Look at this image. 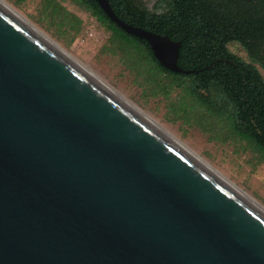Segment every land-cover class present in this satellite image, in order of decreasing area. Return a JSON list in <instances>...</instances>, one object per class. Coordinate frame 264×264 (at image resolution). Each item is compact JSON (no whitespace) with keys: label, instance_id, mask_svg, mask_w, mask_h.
<instances>
[{"label":"water","instance_id":"1","mask_svg":"<svg viewBox=\"0 0 264 264\" xmlns=\"http://www.w3.org/2000/svg\"><path fill=\"white\" fill-rule=\"evenodd\" d=\"M0 264H264V214L0 5Z\"/></svg>","mask_w":264,"mask_h":264},{"label":"rangeland","instance_id":"2","mask_svg":"<svg viewBox=\"0 0 264 264\" xmlns=\"http://www.w3.org/2000/svg\"><path fill=\"white\" fill-rule=\"evenodd\" d=\"M2 1L264 207V162H259L254 153L245 152L238 143L217 139L195 120L184 119L176 113L172 102L178 98L179 92L174 91L170 96L162 93V80L154 78L151 67L132 47L112 41L108 26L100 24L86 10L65 2L67 11L82 23L81 34L71 41V36L59 35L57 27L50 23L43 0Z\"/></svg>","mask_w":264,"mask_h":264},{"label":"flooded vegetation","instance_id":"3","mask_svg":"<svg viewBox=\"0 0 264 264\" xmlns=\"http://www.w3.org/2000/svg\"><path fill=\"white\" fill-rule=\"evenodd\" d=\"M134 1L142 13L155 16L156 23H152L154 21L147 17L141 28L180 42L181 51L183 41L178 39L176 34L181 27L174 25L173 18H170L177 13L173 4L176 0ZM203 1L214 7L216 2H219L220 14L223 15L222 2L226 0ZM231 1L235 2V12L242 23L235 26L233 33L229 35L231 41L227 46L230 56L225 54L227 35L224 26L220 25V20L207 23L201 62L183 68L179 55L178 65L182 70L189 72L187 74L167 70L156 59L148 42L138 39L153 54L165 75L187 79L193 90L191 98L194 104L199 103L211 113L228 120L241 121L242 114H249L252 142L256 147L264 148V0ZM226 81L229 85L227 89Z\"/></svg>","mask_w":264,"mask_h":264},{"label":"trees","instance_id":"4","mask_svg":"<svg viewBox=\"0 0 264 264\" xmlns=\"http://www.w3.org/2000/svg\"><path fill=\"white\" fill-rule=\"evenodd\" d=\"M116 15L123 21L135 26H144L143 21L147 17L154 21L155 16H148L141 11L137 2L134 0H109ZM65 2H71L80 9L86 10L91 17L95 18L103 26L110 28V38L117 41L121 46L127 45L143 58L142 60L151 67L155 77L162 80L160 86L161 92L170 96L174 91L179 92L178 98L172 102V107L176 113L187 120H195L203 128L211 132L212 135L222 141L238 143L245 152H252L258 157L259 162H264V148L257 146L252 142L249 114L243 115L241 121L228 120L210 112L208 108H203L201 104H194L191 96L193 90L186 78H179L164 74V70L155 60L153 54L149 51L141 40L128 35L118 28L101 10L95 0H43L44 9L48 14L51 24L57 27L59 35L67 34L71 36V41L81 34L82 23L76 15L67 11ZM223 3L224 12L221 15V7L216 2V7L208 6L203 0H176L173 4L176 6L177 13L173 18V24L177 25L178 39L183 41L180 51V64L187 68L192 63H200L204 56L202 42L205 40V25L210 22L220 20V25L224 26L226 33L225 54L229 55L228 43L231 41L229 35L234 31V27L241 21L235 12V2L226 0ZM209 10V11H208ZM208 11V12H207ZM156 23V21L152 22ZM242 23V22H241ZM121 38H123L121 40ZM110 40V39H109ZM124 44V45H123ZM106 47V46H105ZM153 76V75H152ZM157 80V79H156ZM226 89L229 88L228 82L225 83Z\"/></svg>","mask_w":264,"mask_h":264},{"label":"bare ground","instance_id":"5","mask_svg":"<svg viewBox=\"0 0 264 264\" xmlns=\"http://www.w3.org/2000/svg\"><path fill=\"white\" fill-rule=\"evenodd\" d=\"M0 5H2L6 10H8L10 13H12L15 17L29 25L32 29H34L40 36L48 40L52 45H54L57 49H59L66 57H68L70 60L74 61L76 64H78L82 69H84L86 72H88L91 76H93L95 79H97L101 84H103L108 90L113 92L117 97L122 100L125 104H127L129 107H131L135 112H137L142 118H144L146 121H148L151 125H153L155 128H157L161 133L166 135L168 138H170L174 143L182 147L189 155L196 158L200 163L203 165H206L209 169H211L216 175H218L223 181H225L229 186H231L235 191H237L243 198L247 199L250 203H252L258 210H260L264 214V207L261 206L259 203H257L255 200L250 198L245 192L238 189L234 184H232L228 179L220 175L217 171L212 169L200 156H198L195 152H193L191 149H189L187 146H185L181 141H179L170 131H168L166 128H164L160 123L152 119L151 117L145 115L135 104L127 101L125 98H123L121 95H119L117 92H115L111 87H109L107 84L102 82L99 78H97L95 75H93L90 71L85 69L80 63L75 61L66 51H64L62 48H60L56 43H54L51 39H49L47 36H45L43 33H41L39 30H37L26 18L21 16L19 13H17L13 8H11L9 5L4 3L2 0H0Z\"/></svg>","mask_w":264,"mask_h":264}]
</instances>
